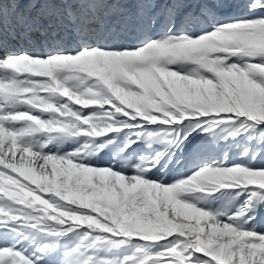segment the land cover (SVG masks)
<instances>
[{
	"label": "snow or ice",
	"instance_id": "1",
	"mask_svg": "<svg viewBox=\"0 0 264 264\" xmlns=\"http://www.w3.org/2000/svg\"><path fill=\"white\" fill-rule=\"evenodd\" d=\"M0 264H264V0H0Z\"/></svg>",
	"mask_w": 264,
	"mask_h": 264
},
{
	"label": "rangeland",
	"instance_id": "2",
	"mask_svg": "<svg viewBox=\"0 0 264 264\" xmlns=\"http://www.w3.org/2000/svg\"><path fill=\"white\" fill-rule=\"evenodd\" d=\"M192 195H197V193H193Z\"/></svg>",
	"mask_w": 264,
	"mask_h": 264
}]
</instances>
